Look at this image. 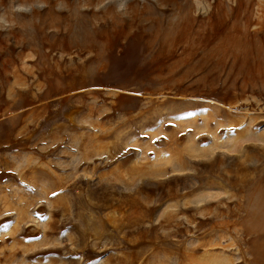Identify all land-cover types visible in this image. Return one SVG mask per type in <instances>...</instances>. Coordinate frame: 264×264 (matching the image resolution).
Listing matches in <instances>:
<instances>
[{
	"label": "rangeland",
	"instance_id": "374dc122",
	"mask_svg": "<svg viewBox=\"0 0 264 264\" xmlns=\"http://www.w3.org/2000/svg\"><path fill=\"white\" fill-rule=\"evenodd\" d=\"M0 16V264H264V0Z\"/></svg>",
	"mask_w": 264,
	"mask_h": 264
},
{
	"label": "clouds",
	"instance_id": "9594fccd",
	"mask_svg": "<svg viewBox=\"0 0 264 264\" xmlns=\"http://www.w3.org/2000/svg\"><path fill=\"white\" fill-rule=\"evenodd\" d=\"M120 7L123 8L124 5L121 4ZM23 10H26V9H23ZM7 23H8V22L4 19V17H3V16H0V24H3V25H5V26H7Z\"/></svg>",
	"mask_w": 264,
	"mask_h": 264
},
{
	"label": "bare ground",
	"instance_id": "6f19581e",
	"mask_svg": "<svg viewBox=\"0 0 264 264\" xmlns=\"http://www.w3.org/2000/svg\"><path fill=\"white\" fill-rule=\"evenodd\" d=\"M21 212V211H20ZM22 215V214H21ZM259 235H264V231L261 233V234H259ZM264 255V254H263ZM228 263V262H227ZM218 264H223V261L221 260V261H219V263Z\"/></svg>",
	"mask_w": 264,
	"mask_h": 264
}]
</instances>
